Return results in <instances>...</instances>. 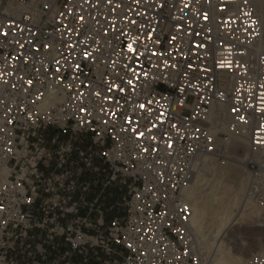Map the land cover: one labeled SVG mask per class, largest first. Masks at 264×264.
<instances>
[{
  "label": "built area",
  "instance_id": "obj_1",
  "mask_svg": "<svg viewBox=\"0 0 264 264\" xmlns=\"http://www.w3.org/2000/svg\"><path fill=\"white\" fill-rule=\"evenodd\" d=\"M261 34L252 0H0V264H211L185 187L245 141L264 206Z\"/></svg>",
  "mask_w": 264,
  "mask_h": 264
},
{
  "label": "bare ground",
  "instance_id": "obj_2",
  "mask_svg": "<svg viewBox=\"0 0 264 264\" xmlns=\"http://www.w3.org/2000/svg\"><path fill=\"white\" fill-rule=\"evenodd\" d=\"M252 1L256 6L255 1ZM256 9L261 17L257 6ZM259 47L264 50V22H262V34ZM247 144L244 141L243 144L238 145L241 152L238 153V156H235V159L231 156L225 157L235 161L234 164L231 162L227 163L225 160L226 163L224 164L226 166L228 164L229 166L231 165V168L232 166L238 168L233 170L242 171L241 165L248 153L246 150ZM218 163L217 158L214 156H207L201 159L185 187V194L193 204V215L190 226L198 238L203 253L206 252L208 254L211 264H244L249 259H246V255L249 252L247 254L245 253L246 251L243 253H234L232 246L228 242L230 240L228 239L227 241V237L231 235L229 232L232 231L231 229L235 225L240 226L243 223H254L255 225H252L254 227L261 226L263 224L262 222H264V206L247 205L241 202L245 188L242 172H239V175L237 174L238 171H235L237 174L235 176L237 177L239 175L236 182H234L236 177L233 175L235 173L227 176L228 179L230 177L233 179L232 176H234V180H228L224 175L227 173L225 171L230 170V168L228 167L225 170L223 166L221 167L223 164L219 165ZM216 169L224 170H218L220 174L222 172L223 174L216 173L219 174L216 177L214 175V170L217 171ZM212 176H215V178ZM222 176L228 181L221 180L223 178ZM233 182L235 185L232 184ZM233 231L238 232L241 230L236 229ZM259 246V248L250 250V256L251 252L252 255H254L253 253H264V245Z\"/></svg>",
  "mask_w": 264,
  "mask_h": 264
},
{
  "label": "rangeland",
  "instance_id": "obj_3",
  "mask_svg": "<svg viewBox=\"0 0 264 264\" xmlns=\"http://www.w3.org/2000/svg\"><path fill=\"white\" fill-rule=\"evenodd\" d=\"M255 1V4H256V6H257V8L259 9V11H260V13H261V20H262V22H264V0H254ZM238 153H240V151H238L236 154H227V156H231V157H233L234 159L236 158L235 156L237 155H239ZM226 157V156H225ZM225 157H223V158H217V161L219 162L218 164L220 165V164H223V165H221V167L223 166V168L226 170V169H228V167L230 168V170L228 169V170H226L225 172H227V173H229L228 175H227V173L224 175L225 177H227V176H229L230 174L232 175L233 173H235V174H233L234 176L235 175H237V174H239L240 175V173H241V171H238V170H233V169H235L236 167H233L232 166V168H231V165L229 166V164L226 166V164H224V163H226L225 161H227V163L229 162H231V163H233L234 164V162L235 161H233L232 159H230V158H225ZM229 159V160H228ZM225 160V161H224ZM222 163H221V162ZM225 166H226V168H225ZM236 169H238V168H236ZM217 171H215L214 170V175L216 176V175H219L220 173H219V171L220 170H222V169H216ZM219 170V171H218ZM222 171H224V170H222ZM237 172V174H236V172ZM210 172V171H209ZM232 172V173H231ZM240 172V173H239ZM216 173H219V174H216ZM223 174V172L220 174V175H222ZM242 174V173H241ZM238 175V176H239ZM215 176H212L213 178H215ZM234 176H232L233 177V179H231V177H230V179L233 181L234 180ZM238 176L235 178V181L234 182H236L238 179ZM217 177V176H216ZM219 177V176H218ZM223 177V176H222ZM225 177H223L221 180H225ZM227 179H228V177H227ZM226 179V180H227ZM230 179H228V180H230ZM225 180V181H226ZM227 180V181H228ZM232 183V184H234L235 185V183ZM263 224L261 225V226H256V227H254V226H252L254 223H243V224H240V226L239 225H235V226H233V228L231 229L232 231H230L229 232V234H231V235H228V237H227V241H228V239L230 240V241H228L229 242V244H230V246H232V251L234 252V253H237V252H239V253H243V252H245L246 254L248 253V255H246V259H248V258H250L251 256H252V252H251V256H250V250L251 249H256V248H259L260 246L259 245H261V246H263L264 245V222H262ZM255 225V224H254ZM236 229H240L241 231H238V232H234L233 230H236ZM244 243V244H243ZM253 254H255V253H253ZM203 255H205V257L206 258H208V254L206 253V252H204L203 253ZM209 259V258H208Z\"/></svg>",
  "mask_w": 264,
  "mask_h": 264
},
{
  "label": "snow or ice",
  "instance_id": "obj_4",
  "mask_svg": "<svg viewBox=\"0 0 264 264\" xmlns=\"http://www.w3.org/2000/svg\"><path fill=\"white\" fill-rule=\"evenodd\" d=\"M205 19H207V15H206V14H205ZM253 23H255V22H253ZM172 39H175V37H173ZM128 47H129V50L132 49L131 44H129ZM86 55H87V53H86ZM165 64L167 65V62H165ZM220 66H221V67H224V66H225V61L221 60V61H220ZM77 67H78V66H77ZM145 75H148V73H145ZM28 83L31 84L32 81H28ZM129 83H131V81H129ZM117 87H119V86H117ZM180 91L183 92L184 89L181 88ZM97 95H99V93H97ZM262 100H264V97H262ZM140 107L143 108L144 105L141 104ZM261 111H264V107H262ZM240 119L243 120L244 118L241 116ZM141 135H143V133H141ZM169 146H170V145H169ZM185 207H186V206H185ZM184 218L187 219V217H184ZM177 231H179V229H177Z\"/></svg>",
  "mask_w": 264,
  "mask_h": 264
}]
</instances>
